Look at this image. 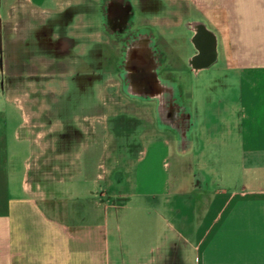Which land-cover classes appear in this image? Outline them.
<instances>
[{
	"label": "crops",
	"instance_id": "1",
	"mask_svg": "<svg viewBox=\"0 0 264 264\" xmlns=\"http://www.w3.org/2000/svg\"><path fill=\"white\" fill-rule=\"evenodd\" d=\"M64 2L11 0L6 8L9 11L23 3L55 12L64 9ZM162 2V24L184 26L186 40L194 39L197 26L214 43L209 60L194 67L198 77L193 85H188L185 74L177 77L178 85H167L182 98L184 120L189 123L182 137L166 127L177 136L178 151L184 154L202 148L198 130L207 122L205 106L214 103V91L234 89L237 101L224 108L219 101L215 110L219 119L208 128V152L211 155L219 149L225 159L223 165L200 168L193 176L190 208L196 224L187 229L182 221L177 231L181 249L171 258L166 238L165 255L158 260L145 257L139 264H264V0ZM49 3L55 8H49ZM193 56L190 52L184 58L187 71L193 66ZM133 100L151 103L155 120L163 123L156 99L133 93ZM214 143L220 148H213ZM148 150L139 152L137 163L143 162ZM14 155L0 126V264H110L107 188L101 185L105 177L47 182L38 179L37 171L25 162L18 168ZM125 180L118 178L108 186L119 187ZM213 184L218 187L210 191ZM134 185L139 191V184ZM168 187L165 181L160 189L166 199ZM177 213L183 216L179 209ZM133 243V262L137 263L144 257Z\"/></svg>",
	"mask_w": 264,
	"mask_h": 264
},
{
	"label": "rangeland",
	"instance_id": "2",
	"mask_svg": "<svg viewBox=\"0 0 264 264\" xmlns=\"http://www.w3.org/2000/svg\"><path fill=\"white\" fill-rule=\"evenodd\" d=\"M10 1L0 0L4 5L0 9V126L6 146L15 152L16 166L21 168L25 162L37 171L38 179L47 182L74 176L90 181L105 177L106 183L101 185L107 188L110 264H139L145 257L158 260L166 253L167 240L169 256H176L183 245L177 235L182 221L187 229L196 224L190 208L194 174L200 168L224 163L221 150L208 152V128L219 119L215 111L219 101L223 108L237 101V91H214V103L205 106L207 122L198 130L202 148L180 153L175 133L155 120L154 106L133 100L118 75L93 74L88 69L69 71L68 58L57 52L54 37L59 30L74 36L70 49L75 52L85 49L88 35L89 44H97L91 39L96 40L100 33L95 9L100 0H65L64 9L55 12L35 10L23 3L8 11ZM47 6L55 8L53 3ZM62 17H69V22L61 24ZM158 39L167 81L177 85V77L185 73L188 85H193L184 64L191 52L189 45L182 43L178 52L171 43ZM106 45L114 50L113 42ZM91 59L97 64L95 57ZM219 146L213 144V148ZM142 149L149 153L137 163ZM118 178L126 182L108 186ZM165 181L168 199L160 191ZM136 182L143 195H137ZM217 187L213 184L209 190ZM133 242L144 257L137 263L133 262Z\"/></svg>",
	"mask_w": 264,
	"mask_h": 264
},
{
	"label": "flooded vegetation",
	"instance_id": "3",
	"mask_svg": "<svg viewBox=\"0 0 264 264\" xmlns=\"http://www.w3.org/2000/svg\"><path fill=\"white\" fill-rule=\"evenodd\" d=\"M164 7L162 0H100L95 7L100 33L96 40L91 39L97 44H89L91 36L88 35L84 38L88 42L85 49L75 52L70 46L76 39L61 30L57 31L54 42L58 48L56 51L68 58L69 71L88 69L93 74L114 73L120 77L125 93L131 97L134 93L142 98L156 99L162 109L163 123L182 137L189 123L184 120L186 114L182 98L167 86L175 84L167 81L162 74V51L158 37L171 43L178 52L182 43L189 45L194 56L188 76L193 84L198 77L194 67L197 69L199 64L209 60L214 53V43L197 26L193 27L197 31L194 39L186 40L184 26L162 24L161 20L156 22L161 19ZM150 20L152 23H149ZM60 21L67 24L69 17H62ZM110 42L114 43L113 51L106 45ZM93 57L97 64L91 63ZM166 75L169 76L168 73ZM176 83L178 85V81Z\"/></svg>",
	"mask_w": 264,
	"mask_h": 264
}]
</instances>
